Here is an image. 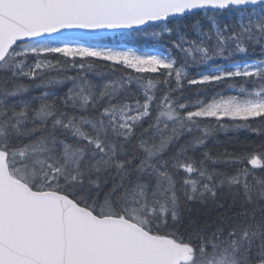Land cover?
Masks as SVG:
<instances>
[{"label": "snow or ice", "instance_id": "obj_1", "mask_svg": "<svg viewBox=\"0 0 264 264\" xmlns=\"http://www.w3.org/2000/svg\"><path fill=\"white\" fill-rule=\"evenodd\" d=\"M0 264H264V0H0Z\"/></svg>", "mask_w": 264, "mask_h": 264}, {"label": "trees", "instance_id": "obj_2", "mask_svg": "<svg viewBox=\"0 0 264 264\" xmlns=\"http://www.w3.org/2000/svg\"><path fill=\"white\" fill-rule=\"evenodd\" d=\"M194 33H189V38H193ZM106 43H113L112 39L109 38L105 40ZM161 43L167 47L171 48V45L167 41L159 42L156 40H139V39H128L125 41V44L129 47L137 48L138 50H144V49H154L159 48L161 46ZM173 56H178V52L176 49L171 48ZM253 58L259 59L261 58V55L259 51L257 50L255 53L252 54ZM212 63V62H209ZM217 64L224 63L223 61H216ZM207 65H200V66H190L188 68V73L190 77H197V73L206 70ZM107 71V69H105ZM118 75V73H117ZM25 83H30V81H24ZM202 86L198 85H187L185 82V90L183 93V98L181 102H189L194 103L197 99L198 91L200 90ZM61 91L66 90V86H62ZM224 88H215V89H208L207 91L209 93L219 92L223 91ZM41 90L36 89L34 94H39ZM246 140L249 141H255L259 143L260 138L256 137L254 134H250L244 131H235V130H224V131H218L214 133L213 137L209 140V146L213 147L214 149H219V151H223L225 149H228L229 151L235 149H240L241 144L244 143Z\"/></svg>", "mask_w": 264, "mask_h": 264}, {"label": "rangeland", "instance_id": "obj_3", "mask_svg": "<svg viewBox=\"0 0 264 264\" xmlns=\"http://www.w3.org/2000/svg\"><path fill=\"white\" fill-rule=\"evenodd\" d=\"M106 43V42H105ZM127 46V45H126ZM129 47V46H128ZM145 50V49H144Z\"/></svg>", "mask_w": 264, "mask_h": 264}]
</instances>
